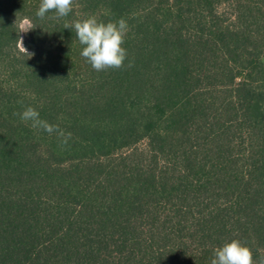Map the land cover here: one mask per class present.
<instances>
[{
  "label": "trees",
  "instance_id": "16d2710c",
  "mask_svg": "<svg viewBox=\"0 0 264 264\" xmlns=\"http://www.w3.org/2000/svg\"><path fill=\"white\" fill-rule=\"evenodd\" d=\"M40 3L0 0V264H211L233 239L264 256V0ZM92 16L126 20L122 68L64 28Z\"/></svg>",
  "mask_w": 264,
  "mask_h": 264
},
{
  "label": "clouds",
  "instance_id": "9594fccd",
  "mask_svg": "<svg viewBox=\"0 0 264 264\" xmlns=\"http://www.w3.org/2000/svg\"><path fill=\"white\" fill-rule=\"evenodd\" d=\"M73 4L74 0H41L36 16L43 19L48 12L54 11L58 18L67 17L73 10ZM32 28L34 27L31 25L27 27L21 25L18 33H26ZM64 28L74 30L79 43L84 46L80 55L94 70L120 69L124 66L127 59L124 43L128 25L123 18L117 22L103 23L92 16L72 23L66 22ZM16 48L19 54L27 56L28 59L34 55L25 47L23 36H19ZM19 115L22 121H31L34 129L40 128L49 134L57 132L63 137L62 143L67 144L71 133L65 135L58 125L42 120L36 108L29 106ZM211 264H264V256L256 260L249 246L238 239H233L214 249Z\"/></svg>",
  "mask_w": 264,
  "mask_h": 264
},
{
  "label": "rangeland",
  "instance_id": "374dc122",
  "mask_svg": "<svg viewBox=\"0 0 264 264\" xmlns=\"http://www.w3.org/2000/svg\"><path fill=\"white\" fill-rule=\"evenodd\" d=\"M21 25H24L25 27L29 26L30 25V21L29 20H23L22 21V24ZM27 33V32H26ZM26 33L25 32H22V36H23V42H24V39L26 37Z\"/></svg>",
  "mask_w": 264,
  "mask_h": 264
}]
</instances>
